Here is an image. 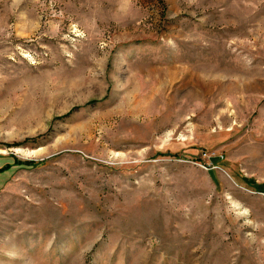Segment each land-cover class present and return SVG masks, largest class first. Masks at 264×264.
I'll list each match as a JSON object with an SVG mask.
<instances>
[{"label":"rangeland","instance_id":"rangeland-1","mask_svg":"<svg viewBox=\"0 0 264 264\" xmlns=\"http://www.w3.org/2000/svg\"><path fill=\"white\" fill-rule=\"evenodd\" d=\"M0 264H264V0H0Z\"/></svg>","mask_w":264,"mask_h":264}]
</instances>
